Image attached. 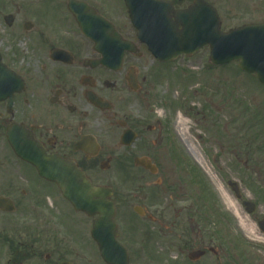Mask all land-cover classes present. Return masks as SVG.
I'll return each instance as SVG.
<instances>
[{
  "label": "flooded vegetation",
  "instance_id": "flooded-vegetation-1",
  "mask_svg": "<svg viewBox=\"0 0 264 264\" xmlns=\"http://www.w3.org/2000/svg\"><path fill=\"white\" fill-rule=\"evenodd\" d=\"M79 1L106 22L112 43L104 58L68 12L67 0H0V264H91L94 246L93 219L76 212L65 188L15 150L56 160L65 170L50 171L63 181L72 169L110 188L115 222L125 223L117 226V239L129 264L176 263L148 257L137 245L128 216L121 222L117 216L128 201L141 208L155 240L179 241L178 264H264V177L250 182L247 195L226 181L223 194L238 209L213 188L204 190L199 173L151 122L160 72L138 42L124 0ZM186 1L171 3L185 9L193 0ZM253 4L259 17L252 19L251 3L241 25L264 23V0ZM49 7L64 17H46ZM118 41L130 42L121 61ZM139 159L149 168L136 166ZM122 170L130 188L116 180Z\"/></svg>",
  "mask_w": 264,
  "mask_h": 264
},
{
  "label": "rangeland",
  "instance_id": "rangeland-1",
  "mask_svg": "<svg viewBox=\"0 0 264 264\" xmlns=\"http://www.w3.org/2000/svg\"><path fill=\"white\" fill-rule=\"evenodd\" d=\"M10 1L21 3L28 0ZM207 1L220 9L223 31L240 26L247 19L245 11L249 10L251 3L252 19L259 17L254 0ZM190 2L186 1L187 4ZM231 7L236 10L228 9ZM45 16H56L60 20L64 17L60 11L54 15L51 7L45 10ZM156 70L160 74L154 92L155 101L150 104L152 124L168 135L172 150L181 156L188 168L194 167L198 171L204 180V190L213 188L227 201L223 194L225 183L233 181L239 184L242 194L250 193V182H257L256 177H264V87L254 76L240 71L237 64L213 67L206 47L191 57H180ZM178 112L186 118L181 122L185 124L188 141L203 157L210 173L203 170L178 141L172 126ZM116 180L124 187H131L132 179L123 170ZM134 203L128 201L118 211L119 221L128 216L127 224L134 231L137 245L146 250V256L178 264L179 241L175 238L155 240L146 218L140 219L133 214ZM227 203H234L238 209L233 197ZM123 225L125 223L119 224V230ZM88 254L91 264H100L94 248L91 247Z\"/></svg>",
  "mask_w": 264,
  "mask_h": 264
},
{
  "label": "water",
  "instance_id": "water-1",
  "mask_svg": "<svg viewBox=\"0 0 264 264\" xmlns=\"http://www.w3.org/2000/svg\"><path fill=\"white\" fill-rule=\"evenodd\" d=\"M131 12L134 26L138 29L140 42L144 43L150 53L159 61L168 62L176 59L180 54L192 55L205 45L209 46L210 62L213 65H226L237 62L241 70L254 74L257 80L264 85V24L247 25L228 33L220 31V22L217 15L203 1L197 0L188 10L173 11L171 5L158 0H143L140 4L133 0H125ZM87 7L75 0H68V9L76 18L80 28L88 34L98 49L106 44L103 37L104 24L85 15ZM140 11L134 14V11ZM160 11L175 17L171 22L159 20L156 16ZM151 12V13H150ZM150 15L148 24L162 26V30H147L142 27L144 18ZM181 27L178 29V27ZM91 27V28H90ZM98 27V29H95ZM92 33V34H91ZM155 34L156 38H151ZM104 56V52H101ZM21 158L32 159L28 154H18ZM41 160V159H40ZM45 160V159H44ZM137 165L148 167L144 161H137ZM37 168L42 175L53 179L46 174L48 167L37 162ZM75 188L65 197L69 199L77 211H83L88 216H97L93 222L91 237L97 244L103 261L107 264H128L125 249L116 241V225L114 223L115 209L111 202L106 201L111 191L106 188L93 187L82 176L76 174ZM134 212L142 216L138 208Z\"/></svg>",
  "mask_w": 264,
  "mask_h": 264
},
{
  "label": "bare ground",
  "instance_id": "bare-ground-1",
  "mask_svg": "<svg viewBox=\"0 0 264 264\" xmlns=\"http://www.w3.org/2000/svg\"><path fill=\"white\" fill-rule=\"evenodd\" d=\"M172 126L175 129V132L177 133L178 139L186 147V150L189 155L201 166L203 170H205L207 173H210V169L203 160V157L198 154L194 146H192V144L188 141L186 136L187 132L185 131V124H183L177 118L174 120Z\"/></svg>",
  "mask_w": 264,
  "mask_h": 264
}]
</instances>
